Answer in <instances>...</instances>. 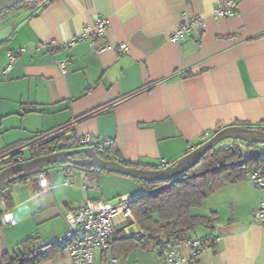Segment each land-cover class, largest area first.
Masks as SVG:
<instances>
[{
    "label": "crops",
    "instance_id": "crops-1",
    "mask_svg": "<svg viewBox=\"0 0 264 264\" xmlns=\"http://www.w3.org/2000/svg\"><path fill=\"white\" fill-rule=\"evenodd\" d=\"M224 0H32L0 18L1 165L20 150L19 162L32 159V138L70 129L77 136L108 139L120 160L160 171L158 160L179 162L217 127H257L264 121V0H244L237 13L215 19ZM203 27L172 44L175 27L194 17ZM109 27L96 44L45 51L43 43H62L95 19ZM126 43L129 51L95 54L101 44ZM38 47V49H36ZM24 49L3 74L6 55ZM69 58L66 73L58 61ZM46 135V136H47ZM32 140V141H31ZM260 149H262L260 147ZM172 165V166H173ZM264 167V163L262 165ZM45 171L46 186L30 176L9 185L13 222L0 215V260L21 241L35 247L56 244L66 230L65 214L86 201H107L143 193L140 182L119 174L55 164ZM70 177V184L64 180ZM135 184V185H134ZM264 192L246 176L210 195L194 215L209 218L178 243L184 257L188 241L217 237L215 248L186 264H264V225L252 221ZM0 207V213L2 212ZM109 254L117 264H164L151 246L126 250L120 221ZM98 254V253H96ZM40 264H70L59 248Z\"/></svg>",
    "mask_w": 264,
    "mask_h": 264
},
{
    "label": "trees",
    "instance_id": "trees-1",
    "mask_svg": "<svg viewBox=\"0 0 264 264\" xmlns=\"http://www.w3.org/2000/svg\"><path fill=\"white\" fill-rule=\"evenodd\" d=\"M24 4L3 11L0 13V18L13 14ZM258 126L243 128L259 129ZM234 127L236 125L228 128ZM222 129V126L217 127L215 133ZM47 134L39 133L32 138V140H38L28 147L32 159L50 155L53 149L58 152L80 149L77 148L76 136L70 129L51 133L48 137H45ZM21 146L19 143L7 147L0 151V155ZM95 153L104 161L143 170L138 164L118 159L116 149L112 143L106 150H95ZM249 153L254 155L264 154L258 144H244L234 140L232 144L223 148L215 149L213 147L186 172L174 179L158 181H137L133 179L142 184L143 193L132 198L130 209L135 222L139 229L145 233V236L140 240L127 237L128 239L125 241L126 250L135 246L143 248L148 245L151 246L154 243V236L158 234H161L170 243L178 245V243L186 241L187 234L193 229L209 226V218L194 215L192 213L193 209L199 208L210 195L223 186L242 181L252 170L262 167L264 160L248 159ZM19 154H21L20 150L13 153L9 161L1 166L6 168L17 163ZM84 157L85 155L80 153L72 158ZM81 169L110 173L96 168ZM23 180L21 179V181ZM8 187L0 191V198L5 207L9 209L12 208V198ZM34 243L33 238L21 241L16 245L14 251L5 252L2 255L0 264H40L59 251L56 244L35 247Z\"/></svg>",
    "mask_w": 264,
    "mask_h": 264
},
{
    "label": "built area",
    "instance_id": "built-area-1",
    "mask_svg": "<svg viewBox=\"0 0 264 264\" xmlns=\"http://www.w3.org/2000/svg\"><path fill=\"white\" fill-rule=\"evenodd\" d=\"M243 1L244 0H224L222 5H217L213 9V18L227 19L233 17ZM204 23L205 19L197 16L190 21L178 24L169 37V42L172 44L183 42L195 31L196 27H203ZM94 24L95 30L92 35H89L90 28L86 26L83 31L75 37L67 39L62 43H56L54 41L43 43L42 47L45 51L52 53L56 49H69L86 41L94 45L98 40L104 39L109 27L108 21L101 17H97ZM36 49H38V47H36ZM108 50L115 52L117 55H121L128 53L129 47L126 43L114 45L104 43L95 47L94 52L98 55ZM22 53H24V49L7 53L3 74H6L10 70L12 64ZM68 64L69 58L58 61V68L62 74L66 73ZM258 128L259 129L254 130L264 132V121L260 123ZM212 136L206 133L203 142ZM37 141L38 140H35L33 143ZM109 145L110 140L108 139L97 140L90 135L76 137V146L80 149L86 148L93 151H104ZM57 152L56 149L52 151V153ZM248 159L264 160V154L254 155L249 153ZM17 160L19 161L20 159L17 158ZM172 165L173 162L171 161L165 159L158 160V169H160V171L169 169ZM33 176L37 184L46 186L45 171H37ZM247 177L257 189L264 192V167L252 170ZM64 184H70V177L65 178ZM131 201L132 198L129 196H120L119 198L107 201H86L84 205L74 207L67 211L65 214L66 230L63 237L57 241L56 246L68 253L70 264H117V257L109 254L112 244L118 237L115 230L118 224L117 221H120L122 224L127 237L140 240L145 236V233L139 229L132 216L130 209ZM0 207L3 209L1 212L2 223L8 225L13 222V217L8 210H5V205L1 198ZM251 218L253 222L264 225V195L258 202L256 209L252 212ZM153 240L154 243L151 245V248L162 263L186 264L192 262L201 254L215 248L219 238L212 236L189 240L187 243V257L183 256L179 245L170 243L161 234L155 235Z\"/></svg>",
    "mask_w": 264,
    "mask_h": 264
},
{
    "label": "water",
    "instance_id": "water-1",
    "mask_svg": "<svg viewBox=\"0 0 264 264\" xmlns=\"http://www.w3.org/2000/svg\"><path fill=\"white\" fill-rule=\"evenodd\" d=\"M29 1L32 0H0V13ZM225 139H232L248 144L264 145V132L243 127L222 129L208 140L198 145L172 167L163 171L132 169L115 162L104 161L97 156L95 151L86 148L52 153L47 156L33 158L24 162H19L17 160V163L4 168L0 172V191L16 181L26 179L32 176L35 172L41 171L44 167L53 164H67L77 168L101 169L113 174L126 176L137 181L170 180L182 175L207 151ZM80 153L84 154L85 157L72 158Z\"/></svg>",
    "mask_w": 264,
    "mask_h": 264
},
{
    "label": "rangeland",
    "instance_id": "rangeland-1",
    "mask_svg": "<svg viewBox=\"0 0 264 264\" xmlns=\"http://www.w3.org/2000/svg\"><path fill=\"white\" fill-rule=\"evenodd\" d=\"M233 141H234V140H232V139H225V140H222V141H220L219 143H217V144L214 146V148H215V149L223 148V147H225V146H228L229 144H232ZM244 144H246V143H244ZM258 147H261L262 150H263V152H264V145H258ZM22 155L25 156V157L27 158V157H29L30 152H29V151H26L25 153H22ZM53 165H55V164H53ZM53 165L46 166V167H44V169H46V168H50V167H52ZM165 170H167V169H165ZM134 185H135V184H134ZM117 198H119V197H117ZM114 199H115V198H114ZM197 228H198V227H197Z\"/></svg>",
    "mask_w": 264,
    "mask_h": 264
}]
</instances>
